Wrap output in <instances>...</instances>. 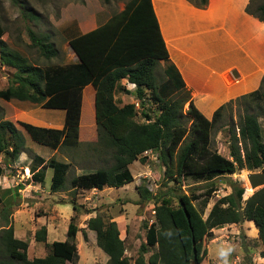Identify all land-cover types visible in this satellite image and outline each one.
Wrapping results in <instances>:
<instances>
[{
  "label": "trees",
  "instance_id": "16d2710c",
  "mask_svg": "<svg viewBox=\"0 0 264 264\" xmlns=\"http://www.w3.org/2000/svg\"><path fill=\"white\" fill-rule=\"evenodd\" d=\"M109 1L102 0L103 3ZM188 1L199 8L206 3V0ZM25 11L30 17L38 18ZM244 11L264 22V0H248ZM4 33L0 26V65L13 71L6 86L0 88V99L15 97L43 108L64 111L59 129L17 121L35 143L52 150L59 146H78L82 89L85 85L93 89L96 150L106 153L112 162L73 176L69 181L72 188L120 187L133 179L128 165L133 160L143 162L147 151L156 153L155 158L163 167V177L177 184L176 191L167 186L165 191L158 189L155 193L142 185L136 186L140 199L151 200L154 205L153 219L143 224L144 241L139 244L132 264H199L204 258L201 242L212 236L213 228L244 220L256 229L261 246L259 256L264 258V186L241 200L248 183L244 181L242 188L231 181L230 192L218 197L204 217L203 210L209 193L214 190L213 185L210 184L203 195L179 188L183 178L209 180L242 168L264 171V143L257 121L258 116H264V107L257 103L264 96V73L256 90L219 106L212 117L206 119L193 106L179 72L169 61L150 0H126L122 8L103 23L70 37L67 44L76 57L74 62L36 64L10 47L1 36ZM26 34L29 46L36 48L43 58L58 55L48 33L28 28ZM160 62L162 77L159 80L155 70ZM122 80L132 83L133 89H127ZM116 90L131 95L137 106L134 102L118 105L114 100ZM245 98L254 100L257 111L243 113L236 132L228 126V157H225L210 147L211 128L225 107ZM147 100L154 103L158 111L152 119L142 111ZM139 112L141 122L134 119ZM24 148L19 129L0 114L2 164L9 166ZM69 164L33 154L27 165L29 179L42 183L43 168H50L49 191H58L63 187ZM2 172L0 164V175ZM72 208L76 209L74 204ZM1 217L5 219V214ZM85 224L94 232L96 245L106 254L107 264H130L115 221L96 213L87 218ZM12 231L9 224L0 228V264H64L65 261L75 264L73 240L77 227L72 220L67 224L65 239L50 242L48 252L42 257L27 258V242L13 237ZM33 240L45 241L44 226L33 232ZM149 248L154 250L144 258Z\"/></svg>",
  "mask_w": 264,
  "mask_h": 264
},
{
  "label": "rangeland",
  "instance_id": "374dc122",
  "mask_svg": "<svg viewBox=\"0 0 264 264\" xmlns=\"http://www.w3.org/2000/svg\"><path fill=\"white\" fill-rule=\"evenodd\" d=\"M125 1L110 0L103 3L102 0H83L81 3L77 0H0V26L5 30L1 36L10 47L17 49L36 64L43 66L73 62L75 56L68 47L67 40L103 23L112 13L119 11ZM23 7L38 18L30 17ZM28 28L37 33H48L58 50V55L50 59L40 56L36 48L29 46L26 34ZM161 68L160 62L155 70L159 80L162 77ZM12 71L13 69L0 65V88L6 86ZM117 90L114 93V100L118 105L134 102L131 95ZM257 103L264 107V96ZM81 110L79 121L90 127L91 132L81 136L76 147L59 146L52 150L32 141L22 127L17 126L23 136L24 151L6 167L2 164L3 158L0 154V164L3 166L0 175V228L6 227V224L11 225L13 237L27 242V258L42 257L48 252L50 242L65 239L67 224L72 220L77 227L73 240L77 255L75 264H107L106 254L96 245L94 232L86 228L85 224L87 218L101 213L109 220L115 221L119 229L118 236L123 240L124 255L132 264L139 244L144 241L143 224H148L153 219L154 205L151 200L140 199L136 186L142 185L152 193L158 189L165 191L167 186H172L176 191L178 186L163 177V167L155 158L156 153L147 151L143 162L133 160L128 165L133 179L120 187L105 186L100 190L72 188L69 181L73 176L108 166L112 162L106 153L96 150L98 145L93 123V107L87 92ZM185 110L186 105L183 106V111ZM47 111L49 110H43L44 116L50 114ZM142 111L151 119L158 112L154 103H150L149 100L144 103ZM256 111L255 102L251 98L239 99L232 102L230 107H225L211 128L210 147L228 157V126L233 127L236 132L242 114ZM0 114L5 118L1 104ZM134 119L141 122V113H136ZM257 121L261 128V138L264 140V116H258ZM33 154H38L44 159L53 157L70 163L60 190L49 191L50 168H43L45 174L42 183L32 182L29 175L25 174ZM253 171L261 170L235 169L230 174H221L209 180L183 178L179 188L184 192L203 195L209 185H213L214 190L209 193L203 210L204 217L218 197L230 192L231 181H236L238 186L244 188V181L247 182L245 174ZM252 191L248 185L245 188V196L241 195V200ZM200 198L201 196L198 200ZM73 204L76 209L72 208ZM194 204L196 205L195 201ZM2 214H5V219L4 216L1 217ZM40 226L45 228V241L35 242L33 232ZM211 231L212 236L201 242L204 258L199 264H263L262 257L259 256L261 246L251 222L244 220L237 224H223ZM152 250L154 249L149 248L144 258ZM64 264L71 263L65 261Z\"/></svg>",
  "mask_w": 264,
  "mask_h": 264
},
{
  "label": "crops",
  "instance_id": "0c3cea01",
  "mask_svg": "<svg viewBox=\"0 0 264 264\" xmlns=\"http://www.w3.org/2000/svg\"><path fill=\"white\" fill-rule=\"evenodd\" d=\"M150 2L169 61L179 72L193 106L206 119L219 106L257 89L264 73V22L244 11L248 0H206L200 8L188 0ZM85 92L92 102L93 89L85 85L81 109ZM0 104L5 118L16 127H21L17 121L62 127V109L43 108L15 97L0 99ZM44 109L50 114L44 116ZM90 132L79 121L78 141Z\"/></svg>",
  "mask_w": 264,
  "mask_h": 264
},
{
  "label": "water",
  "instance_id": "95a60500",
  "mask_svg": "<svg viewBox=\"0 0 264 264\" xmlns=\"http://www.w3.org/2000/svg\"><path fill=\"white\" fill-rule=\"evenodd\" d=\"M245 176L249 188L252 189L253 191L264 186V171L247 172Z\"/></svg>",
  "mask_w": 264,
  "mask_h": 264
},
{
  "label": "built area",
  "instance_id": "2783aa9c",
  "mask_svg": "<svg viewBox=\"0 0 264 264\" xmlns=\"http://www.w3.org/2000/svg\"><path fill=\"white\" fill-rule=\"evenodd\" d=\"M122 84L126 86L127 89H133L134 85L132 83H127L125 80H122ZM135 106H137V102H134Z\"/></svg>",
  "mask_w": 264,
  "mask_h": 264
},
{
  "label": "bare ground",
  "instance_id": "6f19581e",
  "mask_svg": "<svg viewBox=\"0 0 264 264\" xmlns=\"http://www.w3.org/2000/svg\"><path fill=\"white\" fill-rule=\"evenodd\" d=\"M28 172V171H27Z\"/></svg>",
  "mask_w": 264,
  "mask_h": 264
}]
</instances>
